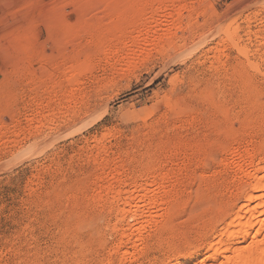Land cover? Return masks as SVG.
<instances>
[{
    "label": "rangeland",
    "instance_id": "1",
    "mask_svg": "<svg viewBox=\"0 0 264 264\" xmlns=\"http://www.w3.org/2000/svg\"><path fill=\"white\" fill-rule=\"evenodd\" d=\"M257 160L264 0H0V264H201Z\"/></svg>",
    "mask_w": 264,
    "mask_h": 264
},
{
    "label": "bare ground",
    "instance_id": "2",
    "mask_svg": "<svg viewBox=\"0 0 264 264\" xmlns=\"http://www.w3.org/2000/svg\"><path fill=\"white\" fill-rule=\"evenodd\" d=\"M147 29L148 28H144L142 32L146 31ZM140 41L142 43L141 39L139 40V43ZM226 41L236 49L237 53L243 58V61L250 68L256 67V63L253 62V60H251L246 48L238 45L230 35H226ZM154 42L155 41H153V43ZM136 44H138V41ZM137 46L140 47L139 45ZM217 46H218L217 44L208 45L207 47L201 49L202 50L201 53L205 54L215 51L218 48ZM58 96H59V101H63L64 99L75 101L77 98L75 97L74 94L69 93L67 91L60 92ZM86 107L87 108L84 110V113L81 111L83 113L82 116L85 117V120H83V122H85L87 119H88L87 122H90L95 118V117L92 118V115L93 114L95 115V111L93 112V107L91 106H86ZM235 154L237 155V153ZM246 159H248V157ZM262 160L259 161L257 160L258 162L256 163L255 166L256 168L254 169L252 175H246L243 181L239 182L241 183V188L242 186H246L244 187L243 191L241 190L242 195L240 197L242 199L241 200L242 202L238 207H236L234 211H232L229 214V216H227V219H225L224 224L219 228L218 234L215 236L214 240L210 242V244L208 245L206 252L202 255L201 259L199 260V263L205 264L206 261L211 260L212 262L210 264H264V164H263L264 161ZM113 177L114 176L112 175L110 178ZM93 194L97 198H101L102 196H104V192L101 190L99 191L94 190ZM131 197L130 198L125 197L122 200H118L115 196H112L111 198H109L110 199L109 204H115L117 202H120V206H122L120 212L122 214L130 213L132 214L131 216L135 218L139 214V210L141 209V196L137 199H133ZM123 234L121 236H123ZM226 240H229V242L226 243ZM120 254L127 255L128 252L127 250H123V251L121 250ZM186 264H190V262Z\"/></svg>",
    "mask_w": 264,
    "mask_h": 264
}]
</instances>
